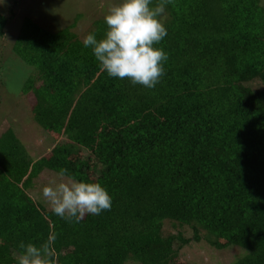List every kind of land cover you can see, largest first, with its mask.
<instances>
[{
    "label": "trees",
    "instance_id": "16d2710c",
    "mask_svg": "<svg viewBox=\"0 0 264 264\" xmlns=\"http://www.w3.org/2000/svg\"><path fill=\"white\" fill-rule=\"evenodd\" d=\"M165 15L157 47L169 59L153 89L101 72L73 24L22 21L12 49L33 71L21 94L56 140L32 159L13 121H1L0 264L50 233L56 264H167L189 226L248 251L232 264H263L264 6L174 0ZM7 22L0 15V35ZM106 29L99 18L87 35ZM63 170L102 184L111 210L68 223L43 209L28 189L43 171Z\"/></svg>",
    "mask_w": 264,
    "mask_h": 264
},
{
    "label": "clouds",
    "instance_id": "9594fccd",
    "mask_svg": "<svg viewBox=\"0 0 264 264\" xmlns=\"http://www.w3.org/2000/svg\"><path fill=\"white\" fill-rule=\"evenodd\" d=\"M172 3L174 0H121L111 7L104 18V36L98 39L90 33L83 40L100 71L112 78L128 79L133 85L155 88L169 59L157 45L168 34L166 6ZM41 196L51 211L68 223H79L86 215H99L112 207V196L99 182L53 180L42 188ZM56 240L50 233L39 243L21 241L16 264H56Z\"/></svg>",
    "mask_w": 264,
    "mask_h": 264
},
{
    "label": "rangeland",
    "instance_id": "374dc122",
    "mask_svg": "<svg viewBox=\"0 0 264 264\" xmlns=\"http://www.w3.org/2000/svg\"><path fill=\"white\" fill-rule=\"evenodd\" d=\"M120 2L121 0H0V15L8 17L4 34L0 35V124L4 118L13 121L14 132L32 159L41 157L53 146L56 134L51 135L41 130V127L38 128L27 99L21 94L24 81L33 71V68L22 61L12 49L22 21L28 17L36 22L42 19L45 24L53 26L70 23L74 25L75 33L84 39L91 23L105 18L110 8ZM261 4L264 6V0H261ZM259 84L258 82L257 85ZM41 143L45 145L41 147ZM83 156H87V153L84 152ZM61 179L66 180L55 173L43 171L33 181L28 192L35 201L42 203L43 209L51 212L50 206L41 196L42 188L50 181ZM189 227L179 230L182 232L180 236L191 237L189 242L185 246L182 245V239H177L174 248L178 250L181 246L185 247L167 264H200L202 261L198 259H203L205 264H232L248 253L236 243H229L225 245L226 248L218 247L212 244V241L224 243L225 240L216 239L208 232ZM125 264L133 262L129 260Z\"/></svg>",
    "mask_w": 264,
    "mask_h": 264
}]
</instances>
